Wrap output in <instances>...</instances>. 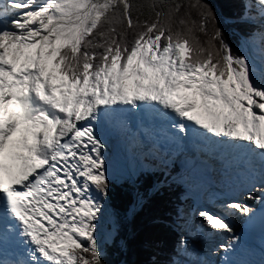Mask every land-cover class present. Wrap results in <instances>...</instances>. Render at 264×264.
<instances>
[{"label": "snow or ice", "instance_id": "1", "mask_svg": "<svg viewBox=\"0 0 264 264\" xmlns=\"http://www.w3.org/2000/svg\"><path fill=\"white\" fill-rule=\"evenodd\" d=\"M237 9L240 54L206 0H0V264H105L106 122L165 167L161 141L191 140L247 173L196 211L197 238L227 242L181 234L163 264L243 248L248 201L264 220V0Z\"/></svg>", "mask_w": 264, "mask_h": 264}, {"label": "trees", "instance_id": "2", "mask_svg": "<svg viewBox=\"0 0 264 264\" xmlns=\"http://www.w3.org/2000/svg\"><path fill=\"white\" fill-rule=\"evenodd\" d=\"M206 2L211 4L232 51L240 54L238 33L242 26L224 23L235 16L238 0ZM176 173L175 166L169 170L160 167L159 171L140 172L134 180H110L109 208L117 233L103 247L105 264H163L168 259L180 235L176 227L179 214L193 207L185 185L171 180Z\"/></svg>", "mask_w": 264, "mask_h": 264}, {"label": "rangeland", "instance_id": "3", "mask_svg": "<svg viewBox=\"0 0 264 264\" xmlns=\"http://www.w3.org/2000/svg\"><path fill=\"white\" fill-rule=\"evenodd\" d=\"M110 153H108L107 156V162H108V171H109V178L111 179H118L120 182H122L125 179H130V180H134L137 172H135L134 168H123V166H121L120 164L116 165L114 164L113 160H111L110 154L111 151H108ZM107 153V152H106ZM109 157V158H108ZM172 163V162H171ZM144 166L146 167H150V169H156L157 171L160 170V168H156L153 164L148 163V166L146 165V162H144ZM163 168V167H161ZM170 172V171H169ZM174 179L171 180H179L182 181L183 183H185L186 186V191H187V196H189L191 204L193 207H190V209H183V211L179 214V219L180 221L176 224H179L181 227L180 229V235H186L187 239L189 240V242L193 245H195L197 248H200L201 250H205L204 248H202V246H200L199 241L200 239H198L197 237H199L200 235H198L200 233L199 231V218L196 215V211L201 208V207H206V208H211L212 207V199L213 196H220L222 195L220 193V187H213V186H209L206 189H201L199 188V186H197L194 183V180H192V176H188L187 173L184 174V172H180L178 171V173H176L173 176ZM180 182V183H182ZM219 186V183H218ZM217 189V190H216ZM222 191V189H221ZM105 207L107 209V213L112 217V213L111 210L109 208V199L107 196V200L105 202ZM215 210V209H213ZM113 218V217H112ZM185 220L187 221V223H185ZM111 224H108L107 222H105V227L106 229L109 228L108 226H110ZM109 244V243H108ZM104 247V246H103ZM206 251V250H205Z\"/></svg>", "mask_w": 264, "mask_h": 264}, {"label": "bare ground", "instance_id": "4", "mask_svg": "<svg viewBox=\"0 0 264 264\" xmlns=\"http://www.w3.org/2000/svg\"><path fill=\"white\" fill-rule=\"evenodd\" d=\"M108 151H111L112 152L111 149L106 148V151H105V154L106 155L108 154ZM199 153L204 154V156L208 160H210V161L213 162L212 164H215V168L213 170H211L210 167H209V165H207L205 163L204 164H201L199 162H195V160H193V159L187 161V164H190L191 163L190 170H191V176L193 177L192 180H194V183L197 186H199V188H201V189H206L210 185H212L213 184L212 178L213 177L219 178L217 176V173H224L223 176L226 177V179H228V178L231 179V175H232L231 168H233L234 166L239 165V163L237 161L232 160V159H228V158L221 157V155H219V154H217L216 156H214L211 153V151H201ZM135 154L138 155L139 153L135 152ZM110 157H111V160H113L114 164H116V165L120 164L121 166H123V168H127V165L126 164H128V163H126V164L125 163H122L119 160V157H118L117 154H115V153L110 154ZM128 166H130L128 168H133L134 165L132 166L131 164H128ZM196 167H199V171L198 172H196L195 170H192L193 168H196ZM135 171H136V168H135ZM138 172H141V170H138L137 173ZM230 183H232V180H229V182H228V184L226 186H229ZM222 189H227V188L222 187ZM239 189L240 188L237 189V192L239 191ZM248 203L251 204L252 202L251 201H248ZM239 221H240V217L238 216L234 220L235 231L239 227ZM198 235H201V234L199 233ZM218 237H221V236H217L214 240L208 242L207 246L210 247V246H213L215 243L220 242L221 241V238H218ZM223 237H225V239L228 238V236H226V235L223 236ZM200 240L203 241L202 239H200ZM215 240H216V242H215ZM199 244L202 245L200 242H199ZM204 248L207 251L208 247L204 246ZM257 255L258 254H256L255 256H257ZM210 258L212 259V256ZM255 259L256 260H262L261 258H258V257L255 258Z\"/></svg>", "mask_w": 264, "mask_h": 264}]
</instances>
